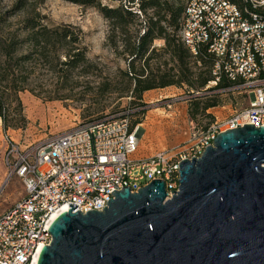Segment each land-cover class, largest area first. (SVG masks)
Segmentation results:
<instances>
[{
	"label": "built area",
	"instance_id": "built-area-1",
	"mask_svg": "<svg viewBox=\"0 0 264 264\" xmlns=\"http://www.w3.org/2000/svg\"><path fill=\"white\" fill-rule=\"evenodd\" d=\"M179 35L192 58L200 59L204 49L215 58V79L223 75L235 83L231 87L247 91L248 105L207 127L192 123L182 148L142 158L132 157L140 143L139 125L132 127L127 116L93 119L24 146L3 132L8 176L22 180L25 194L0 215V264H33L62 212L70 207L103 211L113 190L129 187L137 193L161 179L167 199L172 198L179 191L183 159L200 158L228 129L264 126V0H243L242 6L231 0H187Z\"/></svg>",
	"mask_w": 264,
	"mask_h": 264
},
{
	"label": "water",
	"instance_id": "water-1",
	"mask_svg": "<svg viewBox=\"0 0 264 264\" xmlns=\"http://www.w3.org/2000/svg\"><path fill=\"white\" fill-rule=\"evenodd\" d=\"M179 165L170 199L154 179L113 190L103 211L62 212L37 264H264V126L219 133Z\"/></svg>",
	"mask_w": 264,
	"mask_h": 264
},
{
	"label": "trees",
	"instance_id": "trees-1",
	"mask_svg": "<svg viewBox=\"0 0 264 264\" xmlns=\"http://www.w3.org/2000/svg\"><path fill=\"white\" fill-rule=\"evenodd\" d=\"M45 1L14 0L13 5L0 14V117L5 129L25 126L20 93L34 92L29 84L38 77L37 69H45L62 81L63 88L79 84L80 77H87L97 69L88 57L84 33L79 27L50 26L45 22V16L38 11ZM62 1L93 7L108 21V45L117 49L120 42V54L128 60L127 69L122 71L124 86L120 93H131L132 97L140 99L146 91L171 85H187L191 93L203 91L215 79L212 75L215 58L204 49L200 59H194L181 41L179 31L187 0H139L138 4L128 0V4L117 6L106 5L101 0ZM231 1L243 5V0ZM160 40L163 45L158 47L155 42ZM161 58H165L162 63ZM168 61L173 65L163 72L161 65H167ZM105 80L97 85V91L113 92ZM85 83L90 86L91 82L87 79ZM234 84L222 75L210 90ZM219 105L216 95L194 96L190 98L188 113L192 120L198 116L212 119L204 126L207 127L216 120L213 121L208 110Z\"/></svg>",
	"mask_w": 264,
	"mask_h": 264
},
{
	"label": "rangeland",
	"instance_id": "rangeland-1",
	"mask_svg": "<svg viewBox=\"0 0 264 264\" xmlns=\"http://www.w3.org/2000/svg\"><path fill=\"white\" fill-rule=\"evenodd\" d=\"M101 1L110 6L128 4V0ZM138 1L135 0L136 3ZM13 3L14 0H0V14ZM38 11L45 16V22L50 26L71 24L79 27L84 33L88 57L97 65V69L87 77H80L79 84L67 88H63V82L56 80L45 69H37L38 77L29 84L34 92L26 90L20 93L25 126L5 129L0 117V215L25 194L22 180L16 176H8L9 169L3 159L2 133L5 131L24 146L42 143L53 135L93 119L127 116L133 126L139 125L140 143L132 157L142 158L161 150L182 148L190 138L192 123L197 127H204L212 121L205 116H198L195 120L190 118L188 111L191 97L217 96L220 105L208 110L214 117L213 121L216 117H228L235 111L244 109L249 103L250 94L242 88L210 90L217 85L216 79L210 81L203 91H191L193 94L188 91L187 85L149 90L140 99L132 97L131 93L122 94V71L127 69V56L120 54V42L117 49L108 45L110 25L97 9L62 0H46L38 7ZM165 58L169 59V56ZM165 58H161L159 62L162 63ZM172 65L168 61L167 65H161V70L169 71ZM87 79L91 82L90 86L85 83ZM105 79L113 92L97 91V85L106 81ZM67 95L69 98H66Z\"/></svg>",
	"mask_w": 264,
	"mask_h": 264
},
{
	"label": "bare ground",
	"instance_id": "bare-ground-1",
	"mask_svg": "<svg viewBox=\"0 0 264 264\" xmlns=\"http://www.w3.org/2000/svg\"><path fill=\"white\" fill-rule=\"evenodd\" d=\"M65 209H66V207H63L60 211H63V210H65ZM60 211H59V212H60ZM57 214H58V213H55L54 216H53V218H54ZM38 256H39V251H38L37 255H36L35 258H34L33 264H37Z\"/></svg>",
	"mask_w": 264,
	"mask_h": 264
},
{
	"label": "crops",
	"instance_id": "crops-1",
	"mask_svg": "<svg viewBox=\"0 0 264 264\" xmlns=\"http://www.w3.org/2000/svg\"><path fill=\"white\" fill-rule=\"evenodd\" d=\"M212 109H213V108H212ZM217 118H218V117H216V119H217ZM225 118H226V117H225ZM218 119H219V118H218ZM221 119H222V118H221ZM150 156H151V155H150ZM16 202H17V201H16ZM16 202H15V203H16Z\"/></svg>",
	"mask_w": 264,
	"mask_h": 264
}]
</instances>
